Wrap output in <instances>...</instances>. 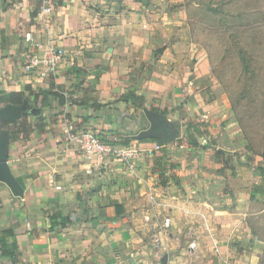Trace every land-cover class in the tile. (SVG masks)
I'll list each match as a JSON object with an SVG mask.
<instances>
[{
	"label": "crops",
	"instance_id": "obj_1",
	"mask_svg": "<svg viewBox=\"0 0 264 264\" xmlns=\"http://www.w3.org/2000/svg\"><path fill=\"white\" fill-rule=\"evenodd\" d=\"M179 3L58 2L45 24L38 0H0V91L51 92L34 98L41 109L27 119L29 134L8 138L7 161L23 196L0 183V231L14 229L20 264H264V160L245 149L215 96L204 101L206 61L195 58L189 39L175 37L185 25ZM47 39L65 51V62L49 79L25 75L24 54ZM145 111L162 117L175 138L138 141L161 148L85 175L68 135L91 128L133 139L149 126ZM53 215L70 223L50 229Z\"/></svg>",
	"mask_w": 264,
	"mask_h": 264
},
{
	"label": "rangeland",
	"instance_id": "obj_2",
	"mask_svg": "<svg viewBox=\"0 0 264 264\" xmlns=\"http://www.w3.org/2000/svg\"><path fill=\"white\" fill-rule=\"evenodd\" d=\"M180 2L174 7H184L185 25L177 27L175 37L189 39L194 55H198L195 58L205 59L208 74L203 92L215 96L228 110L236 123L234 130L245 137L249 152L264 160V0ZM215 86L212 92L210 87ZM5 94L0 91V97ZM26 101L27 116L22 122L32 119V108L41 109L33 96H27ZM33 120L37 123L39 118ZM19 127L8 126L7 134L13 137Z\"/></svg>",
	"mask_w": 264,
	"mask_h": 264
},
{
	"label": "built area",
	"instance_id": "obj_3",
	"mask_svg": "<svg viewBox=\"0 0 264 264\" xmlns=\"http://www.w3.org/2000/svg\"><path fill=\"white\" fill-rule=\"evenodd\" d=\"M40 8L37 18L40 23L50 20L58 2H69L72 0H38ZM34 49L26 52L23 57L22 70L25 75H35L44 80L56 75L59 67L66 60L65 51L54 41L47 39L43 43H35ZM72 143L77 155L81 159V167L85 175H92L94 172L108 170L115 164H134L144 156H150L161 148V144L153 147H141L139 142L124 135L107 134L91 129H81L70 133L67 138ZM59 189V187H56ZM145 223L149 224L150 230L155 226L150 216H143ZM156 224V221H154ZM170 224L168 217L163 219L161 237L167 238L166 226ZM159 239L154 242L157 244ZM197 243L192 238L188 243V250L191 255L195 251Z\"/></svg>",
	"mask_w": 264,
	"mask_h": 264
},
{
	"label": "water",
	"instance_id": "obj_4",
	"mask_svg": "<svg viewBox=\"0 0 264 264\" xmlns=\"http://www.w3.org/2000/svg\"><path fill=\"white\" fill-rule=\"evenodd\" d=\"M26 109H28L26 100L23 101L21 106L8 104L0 107V183L6 185L11 194L16 198H22L23 188L11 173V169L7 161L8 137L6 132L2 131L3 129L1 127L2 122L12 125L21 119ZM30 113L32 115H38L40 110L33 108L30 110ZM145 115L149 122V126L135 135L133 138L134 140L141 141L147 138H158L162 141H169L175 138L177 131L175 129L169 130L166 128L162 117H160L157 113L145 111ZM165 261L166 258L162 260L163 263Z\"/></svg>",
	"mask_w": 264,
	"mask_h": 264
},
{
	"label": "trees",
	"instance_id": "obj_5",
	"mask_svg": "<svg viewBox=\"0 0 264 264\" xmlns=\"http://www.w3.org/2000/svg\"><path fill=\"white\" fill-rule=\"evenodd\" d=\"M26 91L28 92V95L33 96L35 99L38 98L39 95H48L51 94L49 91H41L40 93L36 94L35 92H32L31 89L26 88ZM207 91V90H205ZM207 92L202 91V97L204 98V101L209 103L214 99V96L210 95V97H207ZM211 94V93H210ZM135 101V108L136 109H143L144 107V100L140 97L131 95V97ZM26 100L24 92H11L9 94H5L4 96L0 97V104L3 106H6L8 104H12L15 106H21L23 101ZM27 112L25 111L22 118L16 121L12 125H8L6 122H3L2 128L7 131L9 130L7 127H19L17 129L16 133H23V134H29L30 132V126L27 122H22L24 119H26ZM21 123V124H20ZM188 127H192L194 134L200 137H205L208 135V132L203 129V127L199 124H192L191 122L187 123ZM8 138H13L12 135L9 133ZM191 143V142H190ZM245 149H250V146L247 145ZM117 214H120L119 212ZM50 222V229H56V228H65L68 223H70V220L64 216L61 215H53L49 219ZM17 251H18V241L16 239V234L13 228H7L0 231V259L7 258L11 260L12 264H20V262L17 261Z\"/></svg>",
	"mask_w": 264,
	"mask_h": 264
},
{
	"label": "flooded vegetation",
	"instance_id": "obj_6",
	"mask_svg": "<svg viewBox=\"0 0 264 264\" xmlns=\"http://www.w3.org/2000/svg\"><path fill=\"white\" fill-rule=\"evenodd\" d=\"M2 125H3V122H2Z\"/></svg>",
	"mask_w": 264,
	"mask_h": 264
}]
</instances>
